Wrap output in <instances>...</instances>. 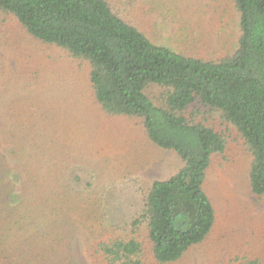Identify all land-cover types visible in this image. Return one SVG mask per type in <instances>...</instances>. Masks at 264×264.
Returning <instances> with one entry per match:
<instances>
[{
	"label": "trees",
	"instance_id": "16d2710c",
	"mask_svg": "<svg viewBox=\"0 0 264 264\" xmlns=\"http://www.w3.org/2000/svg\"><path fill=\"white\" fill-rule=\"evenodd\" d=\"M232 2L237 50L209 60L154 43L138 23L148 14L133 3L136 12L122 0H0V13L31 39L88 65L101 115L141 120L151 144L183 163L153 183L130 229L118 230L93 185L78 183L81 161L61 119L37 106L41 70L7 58L0 39V264L46 261L82 232L98 264H184L216 224L205 183L213 158L226 150L224 124L244 141L251 192L264 197V0Z\"/></svg>",
	"mask_w": 264,
	"mask_h": 264
},
{
	"label": "rangeland",
	"instance_id": "374dc122",
	"mask_svg": "<svg viewBox=\"0 0 264 264\" xmlns=\"http://www.w3.org/2000/svg\"><path fill=\"white\" fill-rule=\"evenodd\" d=\"M122 1L130 11L133 3V8L148 14L138 23L156 44L209 60L237 50L240 15L232 0ZM0 39L9 46L2 48L7 58L18 55L41 70L33 95L40 100L37 106L61 119L70 152L81 161L76 169L78 183L93 185L111 224L126 232L142 214L153 183L168 180L183 163L173 152L151 144L141 120L108 119L99 113L85 62L34 41L2 13ZM201 112L217 118L212 111ZM221 130L226 134V150L213 158L205 183L216 211V224L208 240L192 249L184 264H264V197H255L250 189L253 159L234 128L224 124ZM13 174L7 178L11 180ZM15 186L20 189L18 182ZM82 233L72 241H63L58 253L47 254L46 261L39 255L38 264H98L88 253L92 240ZM40 242L45 245L43 239Z\"/></svg>",
	"mask_w": 264,
	"mask_h": 264
}]
</instances>
